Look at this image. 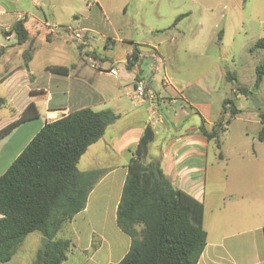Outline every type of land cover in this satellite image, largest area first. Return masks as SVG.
Instances as JSON below:
<instances>
[{
    "label": "crops",
    "instance_id": "obj_1",
    "mask_svg": "<svg viewBox=\"0 0 264 264\" xmlns=\"http://www.w3.org/2000/svg\"><path fill=\"white\" fill-rule=\"evenodd\" d=\"M23 1L26 0H0V24L5 40L14 39L5 32L17 20H24L30 34V42L26 43L30 48V60L22 67L5 70L4 75H0L2 85L11 82L7 86L10 92L4 96L8 105L1 108L8 109L9 114L0 121V129L15 120L30 103L36 105L39 117L18 125L0 140V176L46 122L84 108L110 109L119 115L98 141H104L107 153L113 154L106 159L110 165L103 169V175L89 193L85 209L70 223L67 235L71 247L61 264H113L129 250V237L116 225V210L131 152L135 151L147 127L152 131L147 159L158 160L175 188L203 204L206 245L197 264H264V164L241 166L248 168V179H244L243 172L235 173L231 191L224 184L219 192L207 194L206 191L209 169L213 171L214 179L218 176L216 166L208 162L210 149L215 160L223 159L217 158L212 142L199 127L203 124L209 131L221 119L222 110L217 113L218 120L212 122L217 112L213 105L215 94L227 88L231 97L225 99L234 102L240 98V95L234 97L236 86L244 89L236 72L226 63L229 56L224 51L227 23L222 24V21L227 14L212 16L214 20L204 40L192 39L190 46L201 60L196 58L190 65L177 52L185 39L179 25L191 17L190 8L175 15L167 29L156 30L152 43L139 40L128 30L143 26L138 19L143 16L137 8L142 0H134L131 12L128 11L131 0H118L119 5L114 0H79L85 3L84 6L76 0H28L33 9L25 10L22 9L24 4L21 6ZM8 5H12L15 11L10 12ZM200 8L202 21L196 24L197 32L203 29L204 19L214 11L204 5ZM9 16L15 18L9 20ZM46 25L80 30L84 34V50H79L78 42L69 34L50 32ZM43 39L72 43L74 48H70L71 57L63 63H47L40 71L33 72L34 51ZM211 46L216 49L209 53ZM134 47L138 50L137 60L127 66ZM197 50L200 51L197 53ZM87 56L103 63L106 68L118 66V76L91 69ZM49 66L66 67L69 72L54 74L46 69ZM19 71L22 72L20 80H13ZM228 72L234 76V83L226 80ZM139 81L145 82L149 93L155 96V125L149 122L150 103L132 100L134 85ZM254 83L255 80L247 90L255 89ZM172 98L174 103L169 102ZM235 105L239 113L238 105ZM227 116L226 112L224 119ZM247 121L258 125L260 130L258 114L254 120ZM252 155L257 159L256 153ZM122 158L123 163H117ZM40 240L38 234L29 235L16 255L2 264H32ZM27 242L25 254L19 255Z\"/></svg>",
    "mask_w": 264,
    "mask_h": 264
},
{
    "label": "trees",
    "instance_id": "obj_2",
    "mask_svg": "<svg viewBox=\"0 0 264 264\" xmlns=\"http://www.w3.org/2000/svg\"><path fill=\"white\" fill-rule=\"evenodd\" d=\"M5 34L13 35L19 46L30 42L24 20L15 21ZM78 48L83 51L85 45L79 44ZM253 48L263 50L262 62L255 68L257 89L264 78V38L257 39ZM29 49L23 53L25 63L30 60ZM137 57L134 47L126 65H132ZM46 69L61 75L69 72L61 66ZM226 80L236 81L230 72ZM236 89L242 93L239 86ZM7 105L8 100L0 96V109ZM226 112L229 118L238 114L232 100L223 101L221 119L209 131L203 124L199 127L219 159H223V124L229 123L224 119ZM38 117L36 105L28 104L15 120L0 129V140L18 125ZM118 118L110 109L84 108L46 122L0 176V264L10 261L31 234L47 240L45 252L39 247L32 264L65 261L71 247L67 235L70 223L85 209L89 193L103 175L98 169L80 172L77 164ZM258 118L261 127L257 139L264 143V113ZM151 134L147 127L126 166L116 225L129 237L130 247L113 264H197L206 245L203 204L175 188L158 160L147 159Z\"/></svg>",
    "mask_w": 264,
    "mask_h": 264
},
{
    "label": "rangeland",
    "instance_id": "obj_3",
    "mask_svg": "<svg viewBox=\"0 0 264 264\" xmlns=\"http://www.w3.org/2000/svg\"><path fill=\"white\" fill-rule=\"evenodd\" d=\"M116 5L120 4V1H113ZM76 3L84 6L85 3L77 1ZM24 4V6H22ZM206 6L213 9V13H210L204 19L203 29L197 32L196 24L202 21V11L200 6ZM22 9H33L28 0L23 1ZM10 12H14L12 5H8ZM134 7V0H131L128 6V11ZM227 7V10L225 9ZM137 8L143 16V19H138L142 22L143 26H138L135 30L130 27L129 33L138 37L139 40L155 42V33L158 29H167L173 22L174 16L186 12L188 8L192 10L191 17H187L179 25V29L184 32L185 39L180 44L178 54L183 58L186 64H194L196 58L201 60V57L195 54L193 44L191 41L193 38L198 41L204 40L208 28L213 23V15L227 14V18L222 21L227 23L225 32V45L224 51L229 53L226 60L230 70L235 71L237 80L241 87L247 90V88L253 84L255 80V67L262 62L263 50L260 48H253L257 39L264 38V0H142L138 2ZM229 13V15H228ZM143 14V15H142ZM161 15L159 18L157 15ZM15 16H9L7 19L13 20ZM1 23V22H0ZM47 28V27H46ZM2 24H0V75H4L5 70L22 67L25 63L23 53L28 49V44L21 46L16 44V40H5L4 34L1 31ZM68 34V33H67ZM56 38V37H54ZM198 42V44L200 43ZM74 48L72 43H62L56 39L51 42L45 39L41 40L36 45L34 51V59L32 62L33 72H38L42 69V66L49 64H60L63 60L71 57V49ZM4 49V50H3ZM215 47H209V53L215 51ZM4 51V52H3ZM200 51V50H199ZM196 51L197 53L199 52ZM88 64V63H87ZM190 64V65H191ZM90 67V65L88 64ZM91 68V67H90ZM93 69V68H91ZM87 68L88 72H91ZM15 71H18L16 69ZM22 72H17L14 79L20 80ZM104 81H108L106 78H102ZM12 80V81H13ZM11 83V82H10ZM10 83H0V96H6V93L10 92L8 85ZM252 90V89H251ZM248 92L246 95L240 94L237 90L234 93L240 95L238 100H235V104L238 105L239 113L237 116L229 118V123H225L226 129L221 136V153L223 160L214 158L210 149L208 155L209 164L216 166L217 174L216 178L212 175V170L209 169L206 183L207 194H211L214 191H218L223 188V184L226 189L233 188L235 180V173H244V179H248V168H242L243 165L250 164H264V143L257 140V133L259 126L248 122L247 120L255 119L259 113H264V78L260 82L256 92ZM226 97H231L227 88L223 89L218 94L214 95L213 105L214 110L217 112L212 118V122L218 120V115L222 110L221 103ZM232 100V99H229ZM254 102L260 104L259 107L254 105ZM228 113V112H227ZM8 109H0V121L2 118L8 117ZM257 154V159L252 155ZM112 153H107L106 144L104 141H100L93 146L88 147L87 151L80 158L77 168L80 172H87L94 168L105 169L110 163H107L106 159L112 157ZM124 159H118L117 163H123ZM244 170V171H243ZM236 185V184H235ZM19 251V255H24L28 249V242L25 243ZM25 250V251H24Z\"/></svg>",
    "mask_w": 264,
    "mask_h": 264
},
{
    "label": "built area",
    "instance_id": "obj_4",
    "mask_svg": "<svg viewBox=\"0 0 264 264\" xmlns=\"http://www.w3.org/2000/svg\"><path fill=\"white\" fill-rule=\"evenodd\" d=\"M47 29L50 32H57V31H63L65 33H68L71 37V39L75 40L78 42V44H83L84 41V34L80 30H75L70 27H61L57 25H46ZM87 63L90 65L91 68L95 69L96 71L109 75V76H118L119 74V68L118 66H109V67H104L103 63H100L96 61L93 57L87 56L86 57ZM132 100L134 101H147L151 105V117H150V125H155L157 124V120L154 118L155 115V96L154 94L149 93L147 85L145 82L139 81L136 82L133 88V95H132ZM170 103H174L175 99L172 98L169 101Z\"/></svg>",
    "mask_w": 264,
    "mask_h": 264
},
{
    "label": "water",
    "instance_id": "obj_5",
    "mask_svg": "<svg viewBox=\"0 0 264 264\" xmlns=\"http://www.w3.org/2000/svg\"><path fill=\"white\" fill-rule=\"evenodd\" d=\"M248 92H250V91L249 90H246V89H242V95H246ZM251 92L254 93V92H256V90L255 89H252ZM254 105L256 107H259L260 106V104L257 103V102H254ZM46 243H47V240L45 238H42L40 240V247H41V250H42L43 253L45 252Z\"/></svg>",
    "mask_w": 264,
    "mask_h": 264
}]
</instances>
